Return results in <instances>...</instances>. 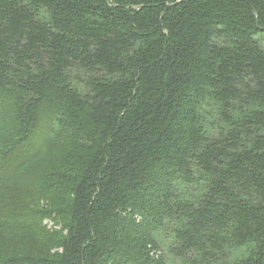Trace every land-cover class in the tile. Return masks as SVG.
Instances as JSON below:
<instances>
[{
    "label": "trees",
    "instance_id": "1",
    "mask_svg": "<svg viewBox=\"0 0 264 264\" xmlns=\"http://www.w3.org/2000/svg\"><path fill=\"white\" fill-rule=\"evenodd\" d=\"M0 114L62 224L3 264H264V0H0Z\"/></svg>",
    "mask_w": 264,
    "mask_h": 264
},
{
    "label": "rangeland",
    "instance_id": "2",
    "mask_svg": "<svg viewBox=\"0 0 264 264\" xmlns=\"http://www.w3.org/2000/svg\"><path fill=\"white\" fill-rule=\"evenodd\" d=\"M1 115V114H0ZM2 118L0 116V127ZM10 130L7 124L1 129L2 138ZM1 138V139H2ZM5 139L0 141V146ZM26 152L27 148H26ZM47 164L43 157L37 161H33L27 167V175L17 178L10 182L0 184V211L17 209L20 210H54L56 204L48 195H40L36 191L35 183L38 180L39 172H46ZM20 209V210H19ZM46 217V216H45ZM20 223V222H19ZM62 232V224L52 218L46 217L42 226L35 229L23 228H6L0 229V264L9 259H22L30 256H53L57 251L56 247L48 242L49 234L55 235ZM161 240L164 242L165 254L169 255L168 246L172 240V236L164 232L161 234ZM169 264H180L179 260L174 256H168Z\"/></svg>",
    "mask_w": 264,
    "mask_h": 264
}]
</instances>
